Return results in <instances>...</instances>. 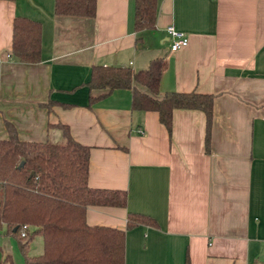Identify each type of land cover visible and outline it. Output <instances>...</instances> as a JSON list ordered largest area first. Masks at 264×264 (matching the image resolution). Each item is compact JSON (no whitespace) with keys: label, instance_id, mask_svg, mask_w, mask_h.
Returning <instances> with one entry per match:
<instances>
[{"label":"crops","instance_id":"0c3cea01","mask_svg":"<svg viewBox=\"0 0 264 264\" xmlns=\"http://www.w3.org/2000/svg\"><path fill=\"white\" fill-rule=\"evenodd\" d=\"M53 3L0 0V138L7 120L20 140L60 143L59 122L89 147L87 185L125 200L87 205L84 222L123 229L122 264H264V0H155L153 27L140 30L133 0H95L92 16ZM14 16L39 23L35 62L10 53ZM167 25L186 36L171 52ZM153 58L159 93L213 95L207 150L202 111L172 109L167 131L155 111L131 108L129 89L86 84L92 64L136 71ZM127 212L154 223L125 228ZM11 237L0 264H23ZM42 248L33 234L27 254Z\"/></svg>","mask_w":264,"mask_h":264},{"label":"trees","instance_id":"16d2710c","mask_svg":"<svg viewBox=\"0 0 264 264\" xmlns=\"http://www.w3.org/2000/svg\"><path fill=\"white\" fill-rule=\"evenodd\" d=\"M94 8L95 0L53 3L54 14L92 16ZM155 9V0H133V29L152 28ZM39 48V23L14 16L11 55L19 61L35 62ZM160 64V58H153L145 69L136 71L126 66L92 64L86 84L90 89L106 91L129 89L131 108L155 111L167 131L172 109L202 111L207 150L213 95L194 90L159 93ZM93 97L89 96V102ZM3 125L7 136L0 138V225L15 238L23 264H122L123 229L84 222L87 205L123 206L125 200L123 190L87 185L89 147L76 142L66 125L59 122L56 126L64 138L60 143L23 141L11 122L4 120ZM145 222L154 223L141 214L126 213L125 228ZM21 225H26L24 237L19 235ZM33 234L41 236L43 248L37 255H28L27 243Z\"/></svg>","mask_w":264,"mask_h":264},{"label":"built area","instance_id":"2783aa9c","mask_svg":"<svg viewBox=\"0 0 264 264\" xmlns=\"http://www.w3.org/2000/svg\"><path fill=\"white\" fill-rule=\"evenodd\" d=\"M164 30H165L166 39H167L168 51L170 52L175 51L180 46L185 44L186 36L182 31L173 28L171 25L165 26ZM25 229H26V225H21L19 229V235L21 237L25 236V231H26Z\"/></svg>","mask_w":264,"mask_h":264},{"label":"rangeland","instance_id":"374dc122","mask_svg":"<svg viewBox=\"0 0 264 264\" xmlns=\"http://www.w3.org/2000/svg\"><path fill=\"white\" fill-rule=\"evenodd\" d=\"M31 229V227L29 228ZM35 239H40L39 236H35ZM12 237L10 235H6V234H2V232L0 231V249L3 250V252H7L9 253L10 248H14L15 247V242L13 240L12 242ZM10 254V253H9Z\"/></svg>","mask_w":264,"mask_h":264},{"label":"water","instance_id":"95a60500","mask_svg":"<svg viewBox=\"0 0 264 264\" xmlns=\"http://www.w3.org/2000/svg\"><path fill=\"white\" fill-rule=\"evenodd\" d=\"M112 64L114 65V61L112 62ZM21 163H19V165H20Z\"/></svg>","mask_w":264,"mask_h":264}]
</instances>
